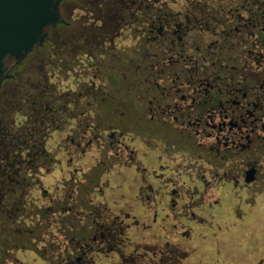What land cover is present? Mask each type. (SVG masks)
I'll return each instance as SVG.
<instances>
[{"label":"flooded vegetation","instance_id":"flooded-vegetation-1","mask_svg":"<svg viewBox=\"0 0 264 264\" xmlns=\"http://www.w3.org/2000/svg\"><path fill=\"white\" fill-rule=\"evenodd\" d=\"M44 36L0 85V264H201L176 257L184 242L219 262L216 219H264V0H63ZM166 54L172 102L148 119L185 145L96 133L95 109H126L130 78ZM96 164L108 180L81 197ZM115 178L130 201L105 197ZM149 229L156 243L130 238Z\"/></svg>","mask_w":264,"mask_h":264},{"label":"trees","instance_id":"trees-1","mask_svg":"<svg viewBox=\"0 0 264 264\" xmlns=\"http://www.w3.org/2000/svg\"><path fill=\"white\" fill-rule=\"evenodd\" d=\"M163 53V51H162ZM163 55V54H162ZM165 57V56H164ZM25 71L28 73L27 67L25 64L23 65ZM142 71L144 73V77H137L136 74L130 78V88L129 97L127 100L126 109L118 110L117 108H112L111 110L105 108H97L94 111L95 114V129L96 133L104 132L106 130H110L112 127L117 128L120 132L125 134L136 135L142 133V131L148 133L157 130V135H161L166 142L173 143L178 148L183 147L185 145L184 139H180L179 132H173L170 130L166 132L164 129L165 125L161 123V126H157L158 128H154L153 122H151L148 117L150 116V111H158L162 113V110L168 109L169 104L172 102V98H170L169 89L173 86V80L175 79V75L173 72V66L169 61V58L166 54L165 58H161L159 61H149L143 63ZM31 75H37L36 73ZM179 79H184L183 76H179ZM27 87L28 84H26ZM76 111V110H75ZM160 113V115H161ZM58 115V114H57ZM43 115H37L35 118H42ZM52 117V116H51ZM56 117V116H54ZM161 117H163L161 115ZM124 120V122H123ZM58 125V124H57ZM169 128V126H168ZM155 129V130H154ZM172 132V133H171ZM14 133V132H13ZM124 134V135H125ZM27 135V136H26ZM19 142H11L10 138L6 139L5 143L7 146V151H10L12 154L13 149L17 147L26 148L29 144V147L33 146L32 139L28 136L27 131L24 134L21 133ZM100 149V143H97V149ZM95 161H99L96 159ZM105 166L96 164L93 169L86 173L85 178L82 181L86 182V184L80 183V196L88 197L91 193V189H89L93 184L98 185L103 182L105 177ZM81 181V180H80ZM39 226V225H38ZM35 226L32 228L34 232H41L42 227ZM19 242H25L24 239L18 238Z\"/></svg>","mask_w":264,"mask_h":264},{"label":"rangeland","instance_id":"rangeland-1","mask_svg":"<svg viewBox=\"0 0 264 264\" xmlns=\"http://www.w3.org/2000/svg\"><path fill=\"white\" fill-rule=\"evenodd\" d=\"M162 147V146H160ZM164 148V147H163ZM157 154H159L160 152H156ZM177 155L180 156V154L178 153H174V157H176ZM165 158L167 159L165 162V165H169L173 170L177 169V165L171 164L170 163V159L168 158V156H165ZM182 159V164L184 165V157L181 158ZM182 165V166H183ZM182 170H184L182 168ZM178 173L176 172V178ZM183 176L185 175V171L182 173ZM61 176L58 175L57 178H60ZM171 177L173 178L174 175L171 174H166L165 178ZM107 177H104L103 181H107ZM129 180L127 179H118L115 178L113 180V182H118L116 185H119L120 182L123 183V187L120 188H116L115 190H110L107 195H105V197L109 198V200H131V197H133V193L130 189H128L131 185L130 182H128ZM121 184V183H120ZM149 212L147 213V215L142 211L139 212V220L141 222H143L147 216H148ZM146 217V218H145ZM232 217H226L223 219H216L217 220V224L222 227V232L220 231V242L217 244H215V239L213 240V242L210 244L215 245L216 247L218 246V248L221 250V254H220V261L217 262L216 261V257L215 254L211 251L208 250L207 253V249L204 246L199 245V247H197L196 249L191 248V246L193 245H189L186 242H184V248H180V250L176 251V257L177 258H182V256H184V253H188L191 250L194 251L195 253H192V257H188L187 259H185L186 261H190L191 263H201V264H257L258 262H260L261 260H264V219H261L257 222V226L256 228H250L249 226H246L245 224L240 225V227L236 228V229H228L226 230V228L228 226H231V219ZM148 225L150 224V222L147 223ZM155 229H157V227H154ZM157 230H151L149 229V231L146 232H133L130 235V238L135 241L138 242L140 241L141 238H144L146 241H150V242H154L156 243V234ZM163 233V232H161ZM214 234V233H213ZM164 239V238H163ZM165 243V240H163V244ZM173 249V248H172ZM174 250V249H173ZM27 260V258L25 259ZM184 261V262H186ZM188 261L186 263H188Z\"/></svg>","mask_w":264,"mask_h":264},{"label":"water","instance_id":"water-1","mask_svg":"<svg viewBox=\"0 0 264 264\" xmlns=\"http://www.w3.org/2000/svg\"><path fill=\"white\" fill-rule=\"evenodd\" d=\"M62 1L0 0V85L17 61L44 42L48 27L60 20Z\"/></svg>","mask_w":264,"mask_h":264}]
</instances>
